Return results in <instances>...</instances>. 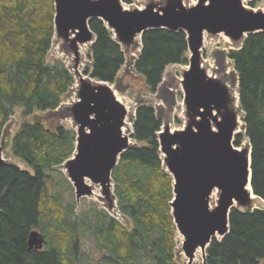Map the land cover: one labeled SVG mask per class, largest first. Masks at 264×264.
Instances as JSON below:
<instances>
[{
  "label": "trees",
  "instance_id": "16d2710c",
  "mask_svg": "<svg viewBox=\"0 0 264 264\" xmlns=\"http://www.w3.org/2000/svg\"><path fill=\"white\" fill-rule=\"evenodd\" d=\"M54 20L53 0H0V144L16 108H22L25 120L11 140V153L34 171L7 162L0 166V264H80L79 230L103 252L93 264H183L177 257L172 212L174 180L159 145L163 120L153 105L138 106L132 134L137 144L121 156L112 173L117 211L126 224L95 204L77 215L74 202L64 206L63 194L50 191V172L65 177L63 164L77 146L75 128H51L41 117L27 120L36 112H61L64 98L74 89L75 78L66 64L48 61ZM90 28L96 41L86 74L113 84L125 64L124 51L102 20L92 19ZM188 55L183 31L149 30L142 36L134 69L155 93L166 68L187 65ZM230 58L239 77L240 107L252 150V187L264 201V32L249 34ZM234 144L240 146V136ZM37 229L46 244L31 250L29 237ZM263 259L264 209H233L230 232L213 240L207 263L261 264Z\"/></svg>",
  "mask_w": 264,
  "mask_h": 264
},
{
  "label": "water",
  "instance_id": "95a60500",
  "mask_svg": "<svg viewBox=\"0 0 264 264\" xmlns=\"http://www.w3.org/2000/svg\"><path fill=\"white\" fill-rule=\"evenodd\" d=\"M53 1L56 34L67 36L77 32L78 40L83 42L96 41L90 28L92 19L102 20L119 42H130L154 29L183 31L191 52L189 70L185 72L187 101L200 102L208 108L207 89L200 81V50L205 31L225 32L235 40L264 32V13L248 10L242 0H208L192 8L173 0L161 11L126 10L119 0ZM70 111L77 128V146L74 156L63 164V170L78 199L92 194L87 179L100 184L108 194L113 170L132 146L123 133L127 110L107 82L97 81L96 85H82L79 100ZM208 113L202 114L204 119L195 129L189 124L174 133L159 132L163 163L174 179V222L183 237L182 251L188 264H194L199 249L203 264H208V247L218 236L224 238L230 232L234 201L243 202L251 197L246 191L248 185L257 197L252 187V150L234 147L233 126L226 124L220 132H213ZM4 163L0 147V166ZM215 188L222 190L223 196L212 209L210 195ZM28 244L31 250H42L46 240L38 230H33Z\"/></svg>",
  "mask_w": 264,
  "mask_h": 264
},
{
  "label": "rangeland",
  "instance_id": "374dc122",
  "mask_svg": "<svg viewBox=\"0 0 264 264\" xmlns=\"http://www.w3.org/2000/svg\"><path fill=\"white\" fill-rule=\"evenodd\" d=\"M254 0H242L244 6L255 13H264V0H259L256 4H253ZM122 7L126 10H145L152 8L156 11H161L164 7H167L173 0H119ZM200 2L208 3V0H174V3H182L186 8H192L198 5ZM114 38L118 40L116 34L113 32ZM247 36V35H246ZM96 37H94L95 40ZM204 42L200 50L202 55L201 63L203 67L217 66L223 63L228 66V72L236 78L235 88L236 93L239 95V77L235 70L234 62L228 57L233 51L241 49L244 39L235 40L231 38L227 33H212L205 31ZM119 42V41H118ZM124 54L125 64L119 72L118 79L115 83H108V86L114 92L116 98L125 106L127 110V116L125 118V124L123 127V133L130 138V143L136 145L137 141L132 138L133 134V120L135 118L137 108L140 103L153 105L156 111L161 115L163 120V126L161 132L169 130V132H177L187 128L189 126V119L187 111L184 106V94L182 91L181 79L184 73L189 70V60L191 52L188 55L187 65H170L166 68L163 75L162 83L155 93H153L149 86L146 84L145 79L139 75L134 69V63L139 57L142 50V37L136 36L130 42H119ZM94 41L83 42L78 40L77 32H70L67 36L55 34L51 51L49 53L48 61L61 60L71 71L75 78L73 91L64 98L62 103V109L59 113L50 112H36L35 115L27 118V120L35 121V118L41 117L44 123L54 128L58 125H64L68 128H76V124L72 118L70 108L79 100V90L84 83H90L96 85L97 81L93 79L89 74H86V70H90L93 65V58L91 57V46ZM211 68V67H210ZM238 104H240L239 97L237 98ZM62 118H61V117ZM25 117L22 115V108H16L14 115L6 125L2 137L0 147L3 149V158L5 162L18 165L24 170L34 172L25 163L15 158L11 153V140L15 133L19 130ZM240 132L241 144L234 147L239 150H249V141L245 135L244 129V113H240ZM195 129V128H194ZM160 136V135H159ZM237 136L234 138V142ZM162 160L165 156L161 152ZM166 167V165L164 164ZM64 167V166H63ZM167 170V168H166ZM65 177H60L58 171L50 172L51 178L48 181V186L51 192L60 191L64 197V206L68 203L75 204V214H80L85 209H90L95 204V207L99 210H107V212L114 218L126 224V221L121 218V215L117 211V204L114 198L115 185L112 183L110 192L104 193V190L100 184H96V191L94 196H85L80 199L76 196L75 187L68 179L66 173L62 169ZM168 171V170H167ZM169 172V171H168ZM174 180V179H173ZM89 183V182H88ZM95 184V183H94ZM89 185V184H88ZM90 186V185H89ZM91 190L92 187L90 186ZM93 192V190H92ZM215 193V197L212 195ZM175 195V194H174ZM223 196V191L219 188H215L210 195V207L215 209ZM175 199V197H174ZM174 199L172 202H174ZM234 206L237 209H264V201L258 198L249 197L243 202L234 201ZM173 212V209H172ZM42 235L43 233L37 229ZM178 233V231H177ZM80 244L78 252L80 256L83 255L84 260L80 264H93L95 261L101 258L103 252L99 249L96 242L93 241L84 231L79 230ZM218 240L222 237L218 236ZM183 238L177 234V257L183 264H188V259L185 257L182 251ZM195 264H203V255L199 254ZM264 264V259L261 261Z\"/></svg>",
  "mask_w": 264,
  "mask_h": 264
},
{
  "label": "flooded vegetation",
  "instance_id": "af4514ba",
  "mask_svg": "<svg viewBox=\"0 0 264 264\" xmlns=\"http://www.w3.org/2000/svg\"><path fill=\"white\" fill-rule=\"evenodd\" d=\"M228 58L233 62L230 57ZM201 60L202 55L200 54V81L207 89V102H209L210 109L207 105H205V107L201 105L202 103L200 104V102L188 103L184 73L180 85L182 86L184 94V106L188 114L189 124H191L193 128H196L197 124L204 119L202 114L205 112L208 113L209 111L207 119L210 122L213 132H220L222 127L227 124L235 128L233 137H238L241 135L237 130L240 128V113L242 110L237 101L238 95L235 88L236 78L228 72L227 65L220 63L217 66L210 65L204 68Z\"/></svg>",
  "mask_w": 264,
  "mask_h": 264
},
{
  "label": "bare ground",
  "instance_id": "6f19581e",
  "mask_svg": "<svg viewBox=\"0 0 264 264\" xmlns=\"http://www.w3.org/2000/svg\"><path fill=\"white\" fill-rule=\"evenodd\" d=\"M205 34V33H204ZM203 42H204V39H203ZM86 182H87V184H89L91 187H92V190H93V196L96 194L95 193V191H96V184H94L91 180H89V179H87L86 180ZM89 182V183H88ZM246 191L248 192V193H250L251 194V198H256L255 196H254V194L252 193V189H251V187H250V185H248L247 187H246ZM97 195V194H96ZM213 197H215V193L212 195ZM183 238V237H182ZM199 254H201L202 255V250L201 249H199L197 252H196V256H195V259H194V264L196 263V260H197V257L199 256Z\"/></svg>",
  "mask_w": 264,
  "mask_h": 264
}]
</instances>
